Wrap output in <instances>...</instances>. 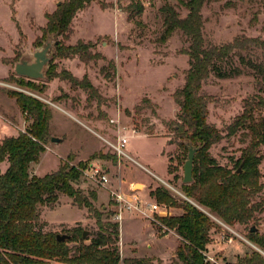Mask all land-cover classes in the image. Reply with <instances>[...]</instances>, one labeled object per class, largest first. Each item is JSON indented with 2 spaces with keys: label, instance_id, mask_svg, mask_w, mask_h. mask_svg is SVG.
Listing matches in <instances>:
<instances>
[{
  "label": "rangeland",
  "instance_id": "374dc122",
  "mask_svg": "<svg viewBox=\"0 0 264 264\" xmlns=\"http://www.w3.org/2000/svg\"><path fill=\"white\" fill-rule=\"evenodd\" d=\"M65 1L0 0V140L24 131L31 122L10 93L33 95L49 107L51 119L45 150L37 162L30 164V174L42 176L64 164L81 169L75 186L85 195L96 192L93 208L101 213L103 222L115 221L110 215L112 191L133 190L143 201L164 204L171 210V216L179 214V208L158 201L154 192L164 188L176 202L185 200L166 188L164 182L184 194L181 184L187 152L179 145L183 140L174 129L179 107L173 93L183 85L189 68L184 53L189 40L180 30L173 31L165 42L159 40L163 30L160 8L170 3L180 16H185L188 10L177 0H140L143 12L129 18L123 10L129 0H92L75 12L65 32L44 34L46 14L53 13ZM200 13L205 45H221L240 35L264 42V0H206ZM46 40L51 48L45 77L34 81L38 89H31L16 75L14 66L21 58L32 60L33 53ZM78 42L90 43L88 52L100 56L85 60L79 54L64 55L56 49V43L63 47ZM247 56L255 62L262 61L264 49L251 45ZM50 63L55 72L51 78L46 75ZM237 67L241 73L232 74ZM61 70L78 80L86 76L95 92L61 78ZM219 72L227 76L221 77ZM257 79L253 69L231 54L202 83V91L211 97L207 120L223 135L209 148L220 165L232 168L248 142L244 130L229 136L226 126L242 112L245 99L259 93ZM254 114H264V109H255ZM122 135L127 137L123 150L134 161L118 157L111 147ZM51 137L60 140L52 142ZM259 151L262 155L259 181L263 190L254 200L263 202L264 145ZM90 163L106 167V185L85 176L83 171L88 170ZM4 167L5 162H1L2 171ZM40 209L42 219L47 221L46 229L58 234L68 235L71 229L80 226L89 239L98 231L93 211L78 207L66 195L59 194L58 205L53 209L46 206ZM211 216L213 225L205 250L214 259L210 263L235 262L238 257L259 249L248 239L247 232L255 224L264 236V208L247 225H229L233 232L218 222L226 224L220 218ZM161 218L164 217L156 214L123 212L118 223L120 257L150 258L152 264H182L176 256L182 240ZM230 236L233 239L228 241Z\"/></svg>",
  "mask_w": 264,
  "mask_h": 264
},
{
  "label": "trees",
  "instance_id": "16d2710c",
  "mask_svg": "<svg viewBox=\"0 0 264 264\" xmlns=\"http://www.w3.org/2000/svg\"><path fill=\"white\" fill-rule=\"evenodd\" d=\"M91 1L66 0L60 3L53 13L46 14L44 34L65 32L75 12ZM177 1L188 12L180 16L170 3L162 5L163 30L159 40L165 42L175 30H180L189 40L188 48L184 50L189 68L183 85L174 91L173 98L179 107L178 121L174 123V129L183 140L179 145L185 152L188 142L199 146L193 159L192 181L181 184L183 193L194 203L187 200L176 202L166 189L160 187L154 194L158 201L171 203L181 210L177 215L161 218V222L175 230L182 240L176 250L177 258L182 264H205L206 245L213 225L210 215L217 216L228 225H247L264 208V201L254 200L263 190L258 164L262 160L259 147L264 145V114L256 116L254 113L255 109H264V60L255 62L247 56L251 45H260L264 49V42L240 35L221 45H205L200 10L206 0ZM143 9L140 0H129L123 10L130 18L133 14L140 15ZM89 47L90 43L78 42L74 46L63 47L56 43V49L64 55L79 54L85 60L100 56L89 53ZM231 54L256 72L259 93L245 99L242 112L226 126V135L244 130V135L249 138L234 166L228 168L220 165L209 153V148L223 135L207 120V104L211 97L202 91V83L210 72L217 70V64ZM51 64L46 71L49 78L55 76ZM240 73L238 67L232 71V74ZM59 74L61 78L95 92L86 76L78 80L66 70ZM218 75L227 76L222 72ZM20 79L29 88L38 89L33 80ZM10 96L15 98L19 109L30 116L31 122L24 131L0 140V163L7 164L5 170L0 169V264H152L150 258L120 257L119 224L101 221V213L93 208L96 192L90 191L85 195L75 186L80 177L77 167L64 164L42 176L29 173L30 164L37 162L45 150L51 110L33 95L11 92ZM168 171L171 172L169 168ZM59 194L71 198L78 207L93 211L98 231L92 237H83L80 226L71 229L63 240L56 238L58 233L46 229L47 222L42 219L40 207L53 209L58 205ZM252 226H255L253 231L250 230ZM247 237L259 249L225 264H264V236L255 224L248 227Z\"/></svg>",
  "mask_w": 264,
  "mask_h": 264
},
{
  "label": "built area",
  "instance_id": "2783aa9c",
  "mask_svg": "<svg viewBox=\"0 0 264 264\" xmlns=\"http://www.w3.org/2000/svg\"><path fill=\"white\" fill-rule=\"evenodd\" d=\"M126 143H127V137L125 135H122L119 136V138L115 143L111 144V147L113 148L114 153L118 157L125 156L129 160H133L123 150ZM105 168H106L105 166L104 167L100 166L98 163H90L88 170H84L83 172L86 177L93 179L97 183L104 186L108 183V178L105 174ZM80 173H81V169H80ZM164 185L166 186V188H168L175 194L183 197L187 201H190L189 198H187L184 194H182L173 186L169 185L166 182H164ZM110 194H111L110 215L117 223L121 222L123 212L125 211H129V212L137 211L143 215L156 214L160 217H166L171 215V210L168 207H166L164 204H160L156 201H143L141 198L137 196V194L133 190H130L129 192L112 191ZM210 217L212 216L210 215ZM218 222L224 225L225 228L233 232V230L229 225L223 224L220 221ZM227 239L228 241H231L233 238L230 236ZM205 257H206L205 264L207 262L210 263V261H214V259L208 256L206 253H205Z\"/></svg>",
  "mask_w": 264,
  "mask_h": 264
},
{
  "label": "water",
  "instance_id": "95a60500",
  "mask_svg": "<svg viewBox=\"0 0 264 264\" xmlns=\"http://www.w3.org/2000/svg\"><path fill=\"white\" fill-rule=\"evenodd\" d=\"M51 48V43L49 40L43 44L42 48L33 53V59L21 58L14 66V72L20 77H24L30 80L44 79L45 77V67L50 60L48 54ZM52 142H58L60 139L57 137H51ZM199 146L193 145L191 142L187 143V157L183 163V183H189L192 181V167L195 152L198 150ZM241 170V166L238 167V171ZM251 231L255 230V227L250 228ZM83 237H86L87 231L83 230ZM68 235L57 234L56 238L58 240H63L67 238Z\"/></svg>",
  "mask_w": 264,
  "mask_h": 264
},
{
  "label": "crops",
  "instance_id": "0c3cea01",
  "mask_svg": "<svg viewBox=\"0 0 264 264\" xmlns=\"http://www.w3.org/2000/svg\"><path fill=\"white\" fill-rule=\"evenodd\" d=\"M13 136H15V135H13ZM6 167H7V164L5 163V167H4L3 170H5ZM35 175H37V174L35 173ZM38 176H41V175H38ZM43 220H44V219H43ZM44 221H46V220H44ZM46 222H47V221H46ZM48 223H49V222H48ZM130 257H133V256H132V255H131V256H129V255L125 256V258H130Z\"/></svg>",
  "mask_w": 264,
  "mask_h": 264
}]
</instances>
